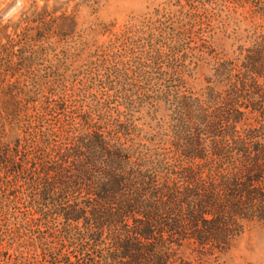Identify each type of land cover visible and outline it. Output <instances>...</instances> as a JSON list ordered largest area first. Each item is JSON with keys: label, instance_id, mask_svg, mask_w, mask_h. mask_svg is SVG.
<instances>
[{"label": "rangeland", "instance_id": "1", "mask_svg": "<svg viewBox=\"0 0 264 264\" xmlns=\"http://www.w3.org/2000/svg\"><path fill=\"white\" fill-rule=\"evenodd\" d=\"M263 34L264 0H0V145L41 143L48 128L66 134L101 115L128 125L143 150L170 147L178 97L222 91L220 73ZM35 112L44 119L28 124ZM1 152L0 264L68 254L61 225L34 211ZM178 254L189 264H264V222L245 221L228 248L185 243Z\"/></svg>", "mask_w": 264, "mask_h": 264}, {"label": "trees", "instance_id": "2", "mask_svg": "<svg viewBox=\"0 0 264 264\" xmlns=\"http://www.w3.org/2000/svg\"><path fill=\"white\" fill-rule=\"evenodd\" d=\"M228 65L222 91L178 97L174 140L160 151L101 115L66 134L48 128L41 143L0 145L34 211L70 245L47 264H189L178 254L185 243L225 249L245 221L264 222V34ZM16 83L7 84L14 98Z\"/></svg>", "mask_w": 264, "mask_h": 264}, {"label": "water", "instance_id": "3", "mask_svg": "<svg viewBox=\"0 0 264 264\" xmlns=\"http://www.w3.org/2000/svg\"><path fill=\"white\" fill-rule=\"evenodd\" d=\"M9 10H11V7L9 8ZM9 10H8V11H9Z\"/></svg>", "mask_w": 264, "mask_h": 264}]
</instances>
